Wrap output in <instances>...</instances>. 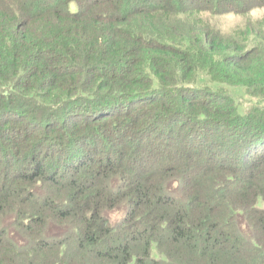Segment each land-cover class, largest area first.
<instances>
[{"label": "trees", "instance_id": "1", "mask_svg": "<svg viewBox=\"0 0 264 264\" xmlns=\"http://www.w3.org/2000/svg\"><path fill=\"white\" fill-rule=\"evenodd\" d=\"M229 1L0 0V264H264V25L239 40L201 20ZM217 124L231 160L139 154Z\"/></svg>", "mask_w": 264, "mask_h": 264}, {"label": "rangeland", "instance_id": "2", "mask_svg": "<svg viewBox=\"0 0 264 264\" xmlns=\"http://www.w3.org/2000/svg\"><path fill=\"white\" fill-rule=\"evenodd\" d=\"M227 3L228 4L223 6V11L221 13L213 14L208 11H203L201 20L207 23L210 27H213L215 31H217L218 33H220L222 36L226 38H237L239 40H242L245 38L246 34L248 37L249 35L248 32L257 34L258 31L261 30V27L264 25V6H258V4L255 1H253V3H249L248 0H237V2L235 0H230ZM260 37H263V36H260ZM249 40H250V45L254 44L256 41L257 43H260L261 41L262 44L264 45V41H262L261 39H258L255 36H251ZM200 75H201V78H204L205 80L207 79L206 74L200 73ZM230 91L236 94L240 93V91L236 89H231ZM219 97L221 96H216L215 98H219ZM236 97H237V105L239 107L240 112L247 111L251 107V105H253L254 103V100H252L248 96H245V95L242 96L241 94ZM35 122L40 123L41 119L36 118ZM164 125H165L164 121L158 124V126H162V127H164ZM188 132H189V127L183 126L181 129H179V125H176L175 133L171 136L173 137L172 140H169L168 136L160 138L159 140L155 139V137L147 136L146 140H144V144L142 143L143 145L141 144L139 146V151H140L139 154L141 155L148 154L150 144L151 145H154V144L168 145L169 144V147L171 146L172 150H179L180 148H182L184 152L189 153V151H191L192 155L197 154L199 151L202 150L206 155L210 156V158H208L205 155V157L202 160L210 161L211 159V160L220 162L221 160L218 158L219 154L221 153L220 148L228 146L229 148L228 149L229 150L228 159L231 160L232 150L229 145L231 138H230L228 129L225 130L224 128H219V125L217 124L213 126V129H212V133H214L213 136L212 135L206 136V134H203V133H198V134L189 133V135L187 136ZM201 135H203L205 139L206 137L208 138V140H206L207 142L199 143L198 140H196V138L201 140L200 138L203 137ZM135 139L136 138L128 137L127 141H124L123 144L117 143L115 147H110V151L113 152V151L120 150L121 148L119 146L120 144L124 145L128 151L131 147V143ZM99 144L103 146V142ZM88 145L90 147L91 142ZM112 152L108 151V153H106L104 157L114 158L115 155ZM151 154L154 155V153L152 152ZM163 155H168V153H164ZM101 158L103 157L99 155L96 159L97 161H99ZM240 169L244 170L243 167H240ZM132 170L134 169H131V173H133ZM169 179H171L169 183H171L174 180L171 177H169L168 180ZM124 214H125V211L123 209H119V210H114V211L109 212L108 215L114 224H118L122 220ZM241 222L246 225L247 224L246 218L242 217ZM138 229H136V231H138L137 237L139 238L140 237L139 234L141 233L142 229L140 230ZM55 231H57L60 234H65L64 232L62 233L61 229L55 230ZM131 233L132 232L126 231V230L117 231L115 233V237L110 240L111 245H114V244L122 245L126 242H130L133 244L136 241L131 240ZM60 234H57V235H60ZM101 248L102 250H105L106 247L105 245H101ZM88 249L91 250V248H88ZM249 253L250 252L244 251L243 255L239 256L240 259L237 262L239 264H247L248 261L250 260L249 255H251V253L250 254Z\"/></svg>", "mask_w": 264, "mask_h": 264}]
</instances>
